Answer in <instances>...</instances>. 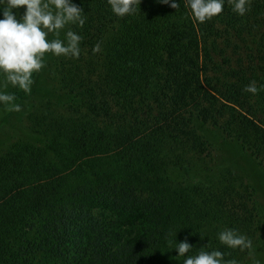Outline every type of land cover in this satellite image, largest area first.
<instances>
[{"label": "trees", "instance_id": "obj_1", "mask_svg": "<svg viewBox=\"0 0 264 264\" xmlns=\"http://www.w3.org/2000/svg\"><path fill=\"white\" fill-rule=\"evenodd\" d=\"M178 2L140 0L123 18L107 0L77 4L80 56H52L43 74L46 125H32L43 148L0 149V264H179L175 239L187 255L207 243L251 264L264 247L251 186L220 169L204 134L264 172V89L243 91L264 84V0H246L243 16L225 0L204 23ZM225 227L253 247L221 244Z\"/></svg>", "mask_w": 264, "mask_h": 264}, {"label": "clouds", "instance_id": "obj_2", "mask_svg": "<svg viewBox=\"0 0 264 264\" xmlns=\"http://www.w3.org/2000/svg\"><path fill=\"white\" fill-rule=\"evenodd\" d=\"M139 2L107 0L111 12L118 18L132 14ZM159 2L172 9L180 6L178 0ZM184 3L191 18L204 23L222 12L225 0H184ZM20 9L23 11L18 16L14 10ZM232 10L243 16L247 12L246 0H233ZM84 23V12L73 0H0V77L3 78L0 83V105L11 111H21V105L15 103V95L2 89L10 85L25 94L30 93L33 75L45 66L47 55L78 58L83 37L68 26L82 27ZM93 51H100L99 43ZM261 89H264V84L258 88L256 81H250L243 91L255 95ZM217 239L233 249L253 247L249 238L233 228H223L217 234ZM192 247L187 240L177 242L175 239V247L172 248L176 252L174 259L178 261L182 257L179 264H238L235 259L225 260L224 253L219 250L206 251L207 243L199 247L195 255H187ZM249 255L251 264H261L251 253Z\"/></svg>", "mask_w": 264, "mask_h": 264}, {"label": "rangeland", "instance_id": "obj_3", "mask_svg": "<svg viewBox=\"0 0 264 264\" xmlns=\"http://www.w3.org/2000/svg\"><path fill=\"white\" fill-rule=\"evenodd\" d=\"M80 1L73 0L76 4ZM14 11H17V15L19 16L23 10ZM49 38L52 37L50 36ZM51 57L52 55H47L45 57V66L39 73L33 75L34 82L30 93L25 94L10 85L3 87V91L15 95V103L21 105V111H11L0 105V149L16 141L29 145L35 144L37 148H43L46 137L34 134L32 132V125L36 118L43 119L44 121L43 126H37L36 128L46 125V106L43 105L45 103L46 89H44L43 74L46 71V63ZM2 81L3 78L0 77V83ZM204 134L218 147V156L222 160L224 159V161L221 160L220 169L230 168L234 170L244 182L251 186L258 208L259 219L264 226V172L245 155L239 146L233 144L224 136L212 130H206ZM230 155L232 156L229 157ZM226 157L228 158L226 159ZM252 254L256 259L260 260L261 264H264V247L256 246ZM249 259L251 260V258L247 257L246 260L248 261Z\"/></svg>", "mask_w": 264, "mask_h": 264}]
</instances>
